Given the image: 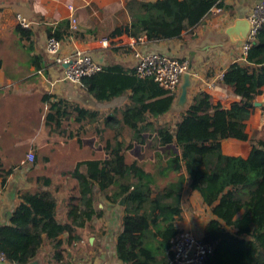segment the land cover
<instances>
[{
	"label": "trees",
	"instance_id": "16d2710c",
	"mask_svg": "<svg viewBox=\"0 0 264 264\" xmlns=\"http://www.w3.org/2000/svg\"><path fill=\"white\" fill-rule=\"evenodd\" d=\"M222 1L131 0L125 6L130 18L126 26L89 25V30L76 25L72 31L70 21L64 20L54 29H47L46 35L59 41L69 37L78 40L91 34L97 39L127 36L136 41L145 37L148 43H161L181 41L185 32V36L194 39L212 9L222 8ZM17 33L26 41L28 52L33 53L31 31L18 27ZM245 60L249 66L233 63L223 76L231 87L238 82L243 84L242 102L225 109L203 96L198 106L184 110L174 129L169 124L156 127L172 107L174 94L152 79L139 78L134 69L119 65L107 66L83 78L81 89L97 102L109 103L127 96L120 122L138 135L145 130L150 135L157 134L160 146L180 139V155L163 161L157 154L154 162L140 163L127 155L130 146L117 139V131L112 141H105L104 128L96 126L93 132L103 145L104 158L76 165L72 175L77 193L67 199L66 221L56 223V202L50 192H22L9 224L0 226V251L5 264L33 262L46 240L59 248L63 241L58 236L64 233L69 237L66 242H70L77 231L91 232L93 221L104 216L96 207V195L110 205L126 196L115 243L122 264H164L158 258L167 254L170 257V239L177 234L175 224L180 219L184 186L198 192L214 217L205 225L201 239L214 247L207 264H264V141L254 140L257 132L251 137L245 132L254 101L264 87V26L257 29ZM31 61L36 70L41 69L40 56L32 55ZM59 107L63 111L71 108L77 121L86 117L96 121L100 117L97 111L67 106L62 101L52 104L50 109ZM109 119L113 125L119 123L114 118L104 121ZM227 139L248 141V156L225 155L221 144ZM5 181L1 177L0 185ZM50 184L49 179H44L42 186L48 188Z\"/></svg>",
	"mask_w": 264,
	"mask_h": 264
},
{
	"label": "crops",
	"instance_id": "0c3cea01",
	"mask_svg": "<svg viewBox=\"0 0 264 264\" xmlns=\"http://www.w3.org/2000/svg\"><path fill=\"white\" fill-rule=\"evenodd\" d=\"M129 1L0 0V182L1 177L6 178L5 183L0 185V226L9 224L22 192L46 190L55 199V193L67 191L65 185L69 184V178L73 180L69 194L77 193V183L72 175L76 165L104 158L103 145L93 132L96 126L104 128L102 137L105 141H112L114 131H117V139L130 146L127 155L140 163L154 162L157 154L163 161L180 155L177 147L180 139L174 138L171 144L160 146L157 134L150 135L145 130L138 135L120 122L121 110L128 103L127 96L118 97L109 103L97 102L81 88L62 81L61 70L45 54L46 30L54 29L60 21L70 19L72 13L67 9L68 6L73 7L78 26L90 30L92 28L89 25H102L105 28L128 25L130 18L125 6ZM137 1L154 3L159 0ZM260 1L223 0L222 8L212 9L211 16L197 29L194 39L185 36V32L182 33L181 41L161 43H138L121 36L105 47L101 42L103 38L85 34L82 39L72 37L64 42L62 53L68 54L75 48L87 51L102 68L119 65L134 69L135 49L187 60L190 71L186 77H181L172 107L156 124V127L169 124L174 129L184 110L189 106H198L203 96L225 109L233 103L242 102L240 93L244 89L243 84L238 82L231 87L220 76H224L226 69L233 63L249 66L245 60L247 53L242 50L245 41L241 34L247 28L245 20H248L252 8ZM217 9L219 12H216ZM17 15L31 23L26 30L32 34L33 53L28 52L26 41L17 33L20 27ZM32 55L41 57L40 70L32 65ZM183 86L185 99L179 105L177 101ZM59 101L67 106L97 111L100 117L96 121L87 117L77 121L71 108L65 111L60 107L58 110L50 109L52 104ZM106 118L117 119L119 123L113 125L110 119L105 122ZM245 132L249 137L257 132L258 137L254 140L264 141L261 137L264 135V87L262 94L254 101V110L246 121ZM221 147L225 155L243 158L251 150L248 141L233 139L222 141ZM28 152L34 154L32 165L25 161ZM53 177L58 178L57 185H61L62 190L59 191L58 186L51 190ZM44 179L51 181L48 188L42 186ZM180 206V219L175 224L177 233L189 231L201 240L205 225L214 218L210 208L202 202L198 192L187 186L181 192ZM98 208L108 209L105 212L102 210V218L93 221L91 232L77 231L74 235L76 238L71 235L70 242H66L69 239L66 233L59 235L58 239L63 241L59 248L46 240L34 264H122L115 250L122 210L117 212L111 207L102 208L100 205ZM61 210L63 213L59 216L56 203L55 221L59 224L66 221V204ZM158 259L170 264L169 254Z\"/></svg>",
	"mask_w": 264,
	"mask_h": 264
},
{
	"label": "built area",
	"instance_id": "2783aa9c",
	"mask_svg": "<svg viewBox=\"0 0 264 264\" xmlns=\"http://www.w3.org/2000/svg\"><path fill=\"white\" fill-rule=\"evenodd\" d=\"M85 2L86 0H82ZM67 9L72 13L70 16L71 30H76V19L73 16V7ZM216 12H219L217 9ZM18 25L22 28H29L31 23L20 15L16 16ZM250 30L242 50L247 53L251 46V41L261 26H264V0L257 3L248 18ZM72 37L59 41L55 38H47L45 42V54L49 61L59 67L62 73V81L68 82L81 88L82 79L102 71V66L96 62L93 56L84 50L75 48L68 54L62 53L63 43ZM116 39H101L102 45L108 47ZM135 42H146L145 37H139ZM134 74L139 78H150L161 88L169 93H176L180 79L184 74L189 73L190 65L187 60H179L175 57L159 52H141L134 50ZM223 75L220 76V79ZM26 163L34 161V154L28 152L25 158ZM214 247L201 242L192 232L180 231L170 240V264H207L208 257L212 254ZM0 264H5V256L0 251Z\"/></svg>",
	"mask_w": 264,
	"mask_h": 264
},
{
	"label": "rangeland",
	"instance_id": "374dc122",
	"mask_svg": "<svg viewBox=\"0 0 264 264\" xmlns=\"http://www.w3.org/2000/svg\"><path fill=\"white\" fill-rule=\"evenodd\" d=\"M76 21V25L78 26V23H77V20H75ZM76 26V27H77ZM44 48H45V46H44ZM263 139H264V135H262L261 136ZM32 165V164H31ZM30 165V166H31ZM32 169H34V168H32ZM32 169H30V170H32ZM37 170V169H36ZM38 172V171H37ZM31 176H33V174L31 175ZM53 179V185L50 187L51 188V190H53L54 188H55V186H58L57 185V180H58V178H56V177H53L52 178ZM68 181H69V184H67V185H65V187H66V192H57V193H55V200H56V203H57V206H58V209H59V216H61L62 215V213H63V210H61V208H62V206H64L65 204H66V201H67V198H68V196H71L69 193V190H70V188H71V184H72V182H73V180L72 179H67ZM66 180V181H67ZM59 187V191L60 190H62V188H61V185H59L58 186ZM95 204H96V207L98 208V205H100V206H102V208H105V207H111L113 210H115V211H117V212H121V210H122V207H120V206H118L117 204H115V205H110V204H107V202H105V200L103 199V197L102 196H100V195H96V201H95ZM99 209V208H98ZM108 209V208H107ZM107 209H102L104 212L107 210ZM100 210V209H99ZM95 221V220H94ZM93 230V229H92ZM45 247H46V245H45Z\"/></svg>",
	"mask_w": 264,
	"mask_h": 264
},
{
	"label": "water",
	"instance_id": "95a60500",
	"mask_svg": "<svg viewBox=\"0 0 264 264\" xmlns=\"http://www.w3.org/2000/svg\"><path fill=\"white\" fill-rule=\"evenodd\" d=\"M238 22H240V21H237V23ZM245 23L247 25V28H246L245 32H242V34H241L242 40L243 39L246 40L247 35L249 33V30H250V22H249V20H245ZM235 29L238 30V28H235ZM183 76L186 77L187 74H184ZM184 99H185V88L183 86L182 89H181V96H179V100L177 101V103L179 105H181V103L184 101ZM125 199H126V196H123L122 198H120L119 201H118V203H117V205L120 206V207H123L124 206ZM29 264H34V262H31Z\"/></svg>",
	"mask_w": 264,
	"mask_h": 264
}]
</instances>
